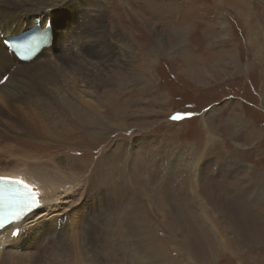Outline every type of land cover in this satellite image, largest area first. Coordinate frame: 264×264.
<instances>
[{"label": "rangeland", "instance_id": "obj_1", "mask_svg": "<svg viewBox=\"0 0 264 264\" xmlns=\"http://www.w3.org/2000/svg\"><path fill=\"white\" fill-rule=\"evenodd\" d=\"M246 2L96 1V30L70 21L62 62L96 91L99 113L50 119L49 138L0 127L4 151L83 161L72 182L84 264H264V0ZM18 103L15 123L34 116ZM30 230L32 253L5 251L0 264H74L72 252L52 256L56 234Z\"/></svg>", "mask_w": 264, "mask_h": 264}, {"label": "bare ground", "instance_id": "obj_2", "mask_svg": "<svg viewBox=\"0 0 264 264\" xmlns=\"http://www.w3.org/2000/svg\"><path fill=\"white\" fill-rule=\"evenodd\" d=\"M22 1L25 0H0V26L5 28V30L0 28V65L3 69L7 70L15 62V58L9 57L8 49L3 44L1 39L3 32L5 34L16 33L35 22L42 24L50 22L54 26L55 40L53 46L44 49L36 57L33 64L20 62L8 81L0 86V127L6 130V135L13 131H20L26 135L34 133L48 138L50 136L56 137L55 134L57 132H53L50 125L47 126L48 124H46V122H50V119L60 116V119L65 123L66 117L70 115L75 117L78 122L76 125H81L91 122V117L86 116L87 113L95 114V116L99 113L100 108L96 99V91L81 88L82 79L78 69H64L62 62L65 52L68 54L73 51L72 33L75 30L74 23L78 27L85 25L88 35H93L96 30L94 11L98 0H87L88 14L85 17L82 16L84 13L82 11L83 0H40L31 6H22ZM223 1L235 7H244V4L247 3L246 0ZM5 23H8L9 26ZM89 40L91 41L93 38L90 37ZM91 80L96 83L95 77L91 78ZM9 86L14 87L15 90L8 88ZM20 100H24L34 106L27 107V110L30 109L34 116L29 118L27 115L25 119L21 118L19 123H15L12 119V114H16L17 109L26 114L22 104L18 103ZM28 113L31 112L29 111ZM236 119L240 121L239 116H236ZM35 120L42 122L40 127L37 126L39 123L35 122ZM125 144L122 142L121 148L127 149ZM14 150V146L7 147L6 151L0 148V175L17 177L29 183L39 191L42 203V209L38 208L35 210L34 218L29 223H22V226H19L21 236L23 234L28 236L29 232L32 231L30 229L36 226L43 227L45 238L54 234L57 236V238L55 237L57 243L53 240L55 251L52 253L56 261H59L60 258L64 259L68 252H72V254H69L71 256L69 261L74 262V264H84L81 261V220H79V217H77L78 219L76 218V210L78 208L74 205L81 198L83 189L72 182L73 179H76L83 172V161L72 156L59 157V159L18 156ZM67 181L71 184L67 185ZM96 200V204L98 202L101 205L98 195H96ZM73 205L74 207L71 208ZM60 222H63V224ZM40 223H44V225ZM12 228L13 225H10L7 229H4L0 233V239H10L11 236L13 240ZM31 235L30 240L32 241L35 238V232ZM142 239L140 240L143 242ZM27 248L29 249L26 253L31 254L30 246L28 245ZM96 250L94 247L93 251ZM1 254H5V251H0ZM66 262H68V259L63 263L66 264ZM68 263L70 264V262Z\"/></svg>", "mask_w": 264, "mask_h": 264}, {"label": "snow or ice", "instance_id": "obj_3", "mask_svg": "<svg viewBox=\"0 0 264 264\" xmlns=\"http://www.w3.org/2000/svg\"><path fill=\"white\" fill-rule=\"evenodd\" d=\"M46 39L44 34H39L38 41H25L21 46L24 51H29L33 47L39 46ZM8 77L0 80L6 81ZM191 116V113L183 114ZM182 114L176 113L171 117L172 120L181 119ZM40 193L33 191L32 187L25 184L23 180L0 175V229L8 225H17L12 235L19 233V226L29 223L35 215V210L42 209L39 200Z\"/></svg>", "mask_w": 264, "mask_h": 264}]
</instances>
